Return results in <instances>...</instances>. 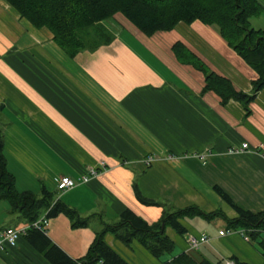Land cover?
Segmentation results:
<instances>
[{"label": "crops", "instance_id": "0c3cea01", "mask_svg": "<svg viewBox=\"0 0 264 264\" xmlns=\"http://www.w3.org/2000/svg\"><path fill=\"white\" fill-rule=\"evenodd\" d=\"M259 1L263 11L251 23L264 28V0ZM82 33L83 48L70 56L50 29L35 27L8 0H0V131L7 168L18 191L40 195L46 188L81 217H92L83 227H73L64 213L51 218L47 232L56 245L74 259L85 256L102 228L99 214L114 223L129 208L157 222L164 207L142 203L135 183L143 196L171 210L195 205L235 217V210H220L225 201L215 186L246 210H264V89L248 105L235 99L223 103L217 93L204 90V73L180 62L173 50L182 42L237 90L251 94L258 74L218 26L180 22L147 35L117 13ZM245 142L250 150L229 152ZM150 154L157 159L147 165ZM103 161L106 169L87 182L58 188L57 177L79 181ZM218 216L180 219L187 233L211 236L199 250L189 251L187 233L168 227L178 254L263 264L262 253L238 229L220 235L230 226L218 222L210 233L195 224L196 217ZM26 223L0 199V231ZM105 240L129 264H161L177 255L155 257L138 240L126 245L111 232ZM0 264L51 263L21 238L16 247L0 251Z\"/></svg>", "mask_w": 264, "mask_h": 264}, {"label": "trees", "instance_id": "16d2710c", "mask_svg": "<svg viewBox=\"0 0 264 264\" xmlns=\"http://www.w3.org/2000/svg\"><path fill=\"white\" fill-rule=\"evenodd\" d=\"M8 2L35 27L50 29L56 42L70 56H75L84 46L79 36L82 30L117 13L123 14L147 35H153L158 31H170L180 22L191 24L199 20L207 25H216L228 44L257 72L258 77L252 82L251 94L237 90L228 77L211 70L182 42L173 45L177 58L180 62L191 64L202 71L206 78L204 90L217 93L223 103L235 99L248 105L256 94L264 89V28H255L251 23L252 17L260 15L263 11L259 0H8ZM135 189L142 203L164 207L161 218L151 224L128 208L121 213L118 221L108 223L99 214L102 228L96 232L86 255L79 259L70 257L56 245L48 236L47 230L31 227L21 238H25L51 264H129L107 244L105 240L107 232L113 233L126 245L138 240L151 254L160 258L172 253L175 248V242L166 233L168 227L181 235L187 233L180 219L193 216L226 217L222 211L208 213L195 205L171 210L161 201L143 196L137 183ZM214 189L236 212L235 217H226L229 228L246 231L251 240L257 241L264 257V210L259 212L246 210L221 187L215 186ZM0 199L8 200L12 212L19 213L27 223L38 220L44 212L51 218L60 213L66 214L73 227L87 226L92 218L81 217L77 210L69 207L61 199L55 200L53 192L46 188H43L40 195L31 191H18L15 177L7 168L4 137L1 131ZM232 259L237 264H249L238 261L235 257ZM161 264L217 263L207 258L198 260L183 251Z\"/></svg>", "mask_w": 264, "mask_h": 264}, {"label": "built area", "instance_id": "2783aa9c", "mask_svg": "<svg viewBox=\"0 0 264 264\" xmlns=\"http://www.w3.org/2000/svg\"><path fill=\"white\" fill-rule=\"evenodd\" d=\"M247 150H250L249 143L245 142L241 146H232L229 148V152H245ZM198 157L201 159H205L206 155L204 154H197ZM156 156L153 154H150L146 157L145 163L147 165H151L155 162ZM106 169V164L103 161L100 166L98 167H90L89 173L86 175H83L79 178V181H76L75 179L68 177V176H61L57 177L55 179V182L58 186V188L62 191L71 189L75 187L78 183L87 182L90 177L96 176L99 174L102 170ZM49 217L46 216V213L39 217L38 220L32 222V223H26L24 225L18 226V227H7L0 231V251L6 252L9 248L16 247L21 237L27 233V230L31 227H35L38 229L47 230L48 224H49ZM232 231L231 228L220 230L219 234L224 235L226 233H230ZM237 232H239L241 235L244 236L245 240L250 241V236L244 231L243 229H238ZM211 240V236L206 233L202 232L199 234L194 233H187L186 235V241L188 244V250H199L202 245L208 243ZM87 264V263H82ZM225 264H237L236 261L232 258H226Z\"/></svg>", "mask_w": 264, "mask_h": 264}, {"label": "rangeland", "instance_id": "374dc122", "mask_svg": "<svg viewBox=\"0 0 264 264\" xmlns=\"http://www.w3.org/2000/svg\"><path fill=\"white\" fill-rule=\"evenodd\" d=\"M85 30H82L79 34L81 40L83 41V43L86 41V34L82 33ZM225 201V200H224ZM220 210H223L224 212H226L227 214H230V211H233L234 209L232 208V206L228 203V202H224V206L220 207ZM197 220L195 221V224H197V226L199 227V230H206L207 232L213 233L216 229V223L220 222L222 223L223 227L229 226V222L226 220V218H224V216L219 215L218 217L212 219V220H206V219H202L199 217H196ZM49 219H51V217H49ZM200 231H196L194 234H199ZM202 233V232H200ZM252 244L254 245L255 249L258 250L261 253V250L259 248V245L257 243L256 240H252ZM178 254V249L173 250L172 253L169 254H165V257H172L173 255ZM222 256V255H221ZM217 264H225V259H223V262H219V261H215Z\"/></svg>", "mask_w": 264, "mask_h": 264}, {"label": "bare ground", "instance_id": "6f19581e", "mask_svg": "<svg viewBox=\"0 0 264 264\" xmlns=\"http://www.w3.org/2000/svg\"><path fill=\"white\" fill-rule=\"evenodd\" d=\"M251 238V237H250Z\"/></svg>", "mask_w": 264, "mask_h": 264}]
</instances>
